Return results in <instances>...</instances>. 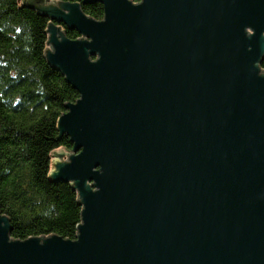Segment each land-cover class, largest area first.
Returning a JSON list of instances; mask_svg holds the SVG:
<instances>
[{"label":"water","instance_id":"1","mask_svg":"<svg viewBox=\"0 0 264 264\" xmlns=\"http://www.w3.org/2000/svg\"><path fill=\"white\" fill-rule=\"evenodd\" d=\"M22 1L79 94L49 178L82 211L75 239L0 215V264H264V0Z\"/></svg>","mask_w":264,"mask_h":264},{"label":"trees","instance_id":"2","mask_svg":"<svg viewBox=\"0 0 264 264\" xmlns=\"http://www.w3.org/2000/svg\"><path fill=\"white\" fill-rule=\"evenodd\" d=\"M52 1L78 2L92 19L103 17L100 3ZM25 2L0 0V215L14 240L75 239L82 211L77 192L49 174L52 152L72 149L69 138L59 136L57 120L79 94L45 57L48 17ZM64 33L79 36L67 28Z\"/></svg>","mask_w":264,"mask_h":264},{"label":"rangeland","instance_id":"3","mask_svg":"<svg viewBox=\"0 0 264 264\" xmlns=\"http://www.w3.org/2000/svg\"><path fill=\"white\" fill-rule=\"evenodd\" d=\"M134 2H136V1H134ZM66 156H67V155L65 154V155H64V159H65Z\"/></svg>","mask_w":264,"mask_h":264}]
</instances>
